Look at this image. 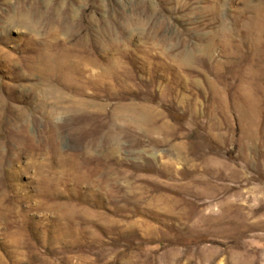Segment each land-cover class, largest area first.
<instances>
[{"label":"rangeland","instance_id":"rangeland-1","mask_svg":"<svg viewBox=\"0 0 264 264\" xmlns=\"http://www.w3.org/2000/svg\"><path fill=\"white\" fill-rule=\"evenodd\" d=\"M0 264H264V0H0Z\"/></svg>","mask_w":264,"mask_h":264},{"label":"bare ground","instance_id":"bare-ground-1","mask_svg":"<svg viewBox=\"0 0 264 264\" xmlns=\"http://www.w3.org/2000/svg\"><path fill=\"white\" fill-rule=\"evenodd\" d=\"M21 23L22 24H24V25H30V24H32V23H29V21H28V19H26V18H21ZM88 61V63L90 62V64L92 65V64H94V62H92V60H87ZM187 62H188V59L186 60ZM66 65V64H65ZM86 68V67H85ZM88 69V68H87ZM78 101V100H77ZM79 102H80V100H79ZM72 103V102H71ZM86 105V104H85ZM84 105V106H85ZM74 106V105H73ZM143 105H141V107H142ZM147 108V107H146ZM64 111V110H63ZM140 111V110H139ZM61 112V111H60ZM142 112V111H141ZM143 114V113H142ZM58 115H59V113H57V112H54V111H52V112H50L49 113V116L48 117H50V119H56L57 117H58ZM57 116V117H56ZM141 117H143V116H140V119H142ZM138 118V117H137ZM145 118V117H144ZM135 119V118H134ZM139 119V118H138ZM136 120V119H135ZM147 120V119H146ZM145 121V120H144ZM53 205H55V204H51L50 206H53ZM56 206H59V205H56Z\"/></svg>","mask_w":264,"mask_h":264}]
</instances>
